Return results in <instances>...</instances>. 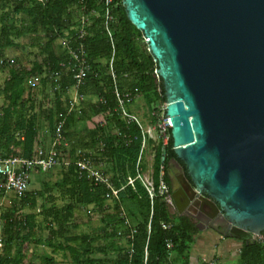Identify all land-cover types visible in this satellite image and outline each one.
I'll use <instances>...</instances> for the list:
<instances>
[{
	"label": "trees",
	"instance_id": "1",
	"mask_svg": "<svg viewBox=\"0 0 264 264\" xmlns=\"http://www.w3.org/2000/svg\"><path fill=\"white\" fill-rule=\"evenodd\" d=\"M79 3L80 0H0V58L4 49L19 48L17 41L22 37L30 38V46L37 49L38 58L30 65L17 59H0V66L8 70L0 88L4 101L0 107L1 157L30 158L39 147L44 152L48 150L59 115L66 113L68 100L64 99L65 94L74 84L66 69L71 48L80 42L77 31L84 15L89 22L83 38L88 70L77 92L79 90L78 94L82 95L90 91L95 98L94 102H80L77 110L66 116L63 127L66 142L61 152L68 155V162L61 165L59 180L43 185V190L36 194L15 195L11 204L0 206V264H36L34 259L39 263L54 264L52 257L36 258L34 255L31 244L36 242L33 240L35 216L22 214L25 208L34 209L37 198L50 190L59 192L67 202L60 208L51 206L41 211L44 221L50 225L47 245L53 250V241H58L56 248L67 252L72 264H192V248L202 237L195 223L190 218L171 213L164 197H154L150 209L147 193L135 177L141 130L134 122L126 123L120 119L115 111L108 70L111 47L103 28L101 0ZM111 14L110 29L115 48L112 67L117 87L121 93L132 95L129 106L136 97H141L153 122L152 112L165 102L162 82L155 74L156 62L147 51L142 33L127 19L122 0H113ZM61 39L66 40L64 46L57 43ZM55 72L60 73L56 82L52 78ZM33 77L52 92L53 104L44 110L40 109L41 103L34 110L36 88L35 85L27 86ZM96 116H101L103 123L85 127V123ZM41 119L47 124L48 136L41 134ZM81 126L83 128L79 130ZM168 135L165 146L157 139L152 147L155 189L160 179L168 185L161 175L164 168L162 151L175 156L170 131ZM148 141L152 145V140ZM77 149L91 152L95 166L111 176L116 188L122 187L116 200L107 203L102 186H95L86 176H78L73 165ZM40 174L44 172L36 170V175ZM3 194L0 191V197ZM79 207H90L100 215L102 226L94 233L69 232L70 228H76L74 213ZM125 219L128 227L124 225ZM214 244L217 246L218 242L214 241ZM236 261V264H264V240L242 242ZM193 264L213 262L198 260Z\"/></svg>",
	"mask_w": 264,
	"mask_h": 264
},
{
	"label": "water",
	"instance_id": "2",
	"mask_svg": "<svg viewBox=\"0 0 264 264\" xmlns=\"http://www.w3.org/2000/svg\"><path fill=\"white\" fill-rule=\"evenodd\" d=\"M122 5L156 62L174 155L228 237L253 243L264 232V0Z\"/></svg>",
	"mask_w": 264,
	"mask_h": 264
},
{
	"label": "built area",
	"instance_id": "3",
	"mask_svg": "<svg viewBox=\"0 0 264 264\" xmlns=\"http://www.w3.org/2000/svg\"><path fill=\"white\" fill-rule=\"evenodd\" d=\"M84 0H80L82 4ZM102 4V19L103 28L105 35L110 43L111 56L108 61L109 76L112 84V94L115 99V111L119 118L124 120L126 123L134 122L141 130V143L139 155L135 163V177L138 179L149 198L150 209L152 208V200L154 197H164V199L169 202L166 185L159 181L157 188L155 189L153 178H152V164L153 156L150 164V175H145L142 173V156L146 148L147 141L153 140L150 137V131L156 133L157 139H160L162 145L167 144L169 135L168 131L170 129L169 119L165 114L166 102L161 105L156 106L155 110L152 112L153 122H151V128L143 130L139 124L137 118L129 111V102L133 99L132 95L129 93H121L116 84V74L112 67V61L114 56V44L112 41V33L110 29V23L112 21L111 11L113 9V0H101ZM80 27L77 31V39L80 40L76 44L74 49L70 51L69 67L67 70L71 73L73 80V87L78 89L83 85L84 80L87 75V61L85 57V50L82 44V40L85 35V28L88 26V19L83 16L80 19ZM1 62V61H0ZM63 67V65H61ZM60 77L59 72H55L52 75L53 81H58ZM32 81V82H31ZM38 78L33 77L27 82V86H34ZM76 103H68L66 108V113L59 115V120L55 124L54 135L50 142L49 148L44 152L40 147L35 150L34 156L30 158H24L19 156L11 157H1L0 156V191L4 194L20 195L27 192L29 185L30 175L35 171L46 172L56 167H59L68 162V155L62 154L61 147L65 143V138L63 135V127L65 123L66 116L73 110H77ZM102 149V145L101 148ZM91 152L87 150L77 149L73 156V165L75 166L78 176H86L95 186H102L104 188V198L107 203L117 199L119 191L121 188H116L112 181L111 176L103 173L100 168L96 167L91 160ZM65 157V158H64ZM162 175V173H161ZM124 215V214H123ZM124 218V217H123ZM125 226H129L128 221L125 219ZM164 229L167 228L166 225L162 226ZM133 233L134 230H131ZM167 247H170L168 245Z\"/></svg>",
	"mask_w": 264,
	"mask_h": 264
},
{
	"label": "rangeland",
	"instance_id": "4",
	"mask_svg": "<svg viewBox=\"0 0 264 264\" xmlns=\"http://www.w3.org/2000/svg\"><path fill=\"white\" fill-rule=\"evenodd\" d=\"M17 43H19V48H6L2 51V58L5 61L17 59L20 63L24 65H30L33 60L38 59L37 58V49L32 48L30 46L31 40L29 37H22L20 38ZM57 43L61 46H64L66 44V40L61 39L58 40ZM28 48V49H27ZM9 50V51H7ZM13 50V51H12ZM25 52H24V51ZM20 51V52H19ZM32 52V54H31ZM34 55V56H33ZM8 56V57H7ZM16 57V58H15ZM34 57V58H33ZM19 58V59H18ZM7 68H3L0 66V88L2 87V84L4 80L7 77ZM39 81V80H38ZM38 81L35 82V88H36V100L34 104V110H37L38 103H41L40 109L44 110L48 106H51L53 103V95L50 91V88L48 86L43 87L41 83ZM32 82V81H31ZM68 99H76L77 103L76 105H79L80 102H87L91 101L94 102L95 98L90 93V91H87L85 94L79 95L77 92V89H70V91L67 93ZM78 97V100H77ZM81 97V101H80ZM3 98L0 96V105L3 104ZM1 107V106H0ZM129 111L137 118L139 121V124L143 130H146L148 128H151V121L146 109V106L143 102V99L141 97H136L132 104L129 106ZM96 123H103V118L101 116H96L91 119V121H88L85 123V127H92V125H95ZM83 126L79 128L81 130ZM40 130L41 133L48 136V129L47 124L41 119L40 120ZM150 137H152V145L149 144V141L147 142L146 148L143 152L142 156V173L145 175H150V164L151 159L153 156V149L154 145L157 142V135L152 130L150 131ZM48 141V139H47ZM66 142V140H65ZM67 144V143H66ZM69 144V143H68ZM67 147V146H66ZM60 167H56L54 169H51L49 171H46L45 174H31L29 178V185L27 188L28 192H36V191H42L43 186L41 187V184L43 185H51L54 182L58 181L60 178ZM45 180V181H44ZM53 192V193H52ZM58 194V195H57ZM11 195V196H10ZM6 193L5 195L0 197V206H8L11 201L15 197L13 194ZM60 196V197H59ZM52 197V200H49V198ZM56 198V199H55ZM3 200V201H2ZM9 200V201H8ZM40 200V201H39ZM47 200V201H46ZM42 202V204H41ZM67 202V199L63 198L59 192L56 190H50L47 194V192H43V196L37 198V207L29 210L28 208L24 209L22 211V214L25 213H32L35 216V224L36 227L33 230V237L36 242L31 244V249L34 253V255L37 257L40 256H49L54 259V264H72L70 261V258L67 254V252L61 251L58 248H56V245L58 241H53L54 244V251L47 245V238L49 236L50 232V225L48 221H44V217L42 215V210L45 208H49L51 206H55L56 208H60L62 205H64ZM7 203V204H6ZM40 203V204H39ZM47 203V204H46ZM41 205H43L41 207ZM47 205V206H46ZM42 208V209H41ZM171 208V207H170ZM169 208L170 212L172 213L171 209ZM37 209V210H35ZM173 210V209H172ZM36 211V212H34ZM174 211V210H173ZM37 213V214H36ZM73 224L76 226L75 229L70 228L69 232L73 234H81V233H94L97 231L102 225L100 223V215L98 213H95L90 207H79L76 209L74 213V221ZM210 236V235H209ZM205 237V236H204ZM211 239L215 240L213 236ZM211 239H208V244H203L205 249L212 250V242ZM228 245V244H227ZM201 251V250H200ZM206 262H213V264H236V259H204ZM35 263L37 264H45V263H39L38 259H34ZM194 262V260H192Z\"/></svg>",
	"mask_w": 264,
	"mask_h": 264
},
{
	"label": "flooded vegetation",
	"instance_id": "5",
	"mask_svg": "<svg viewBox=\"0 0 264 264\" xmlns=\"http://www.w3.org/2000/svg\"><path fill=\"white\" fill-rule=\"evenodd\" d=\"M163 161L164 168L162 176L167 180L166 186L169 200V207H171L172 213L187 217L193 220L197 230L202 234L203 239L215 238L221 248L231 243H245L247 240H241L228 237L229 230L225 226L222 219L221 209L217 206L216 213L202 200L201 196H205L203 193L196 192V188L188 176L186 166L176 158L171 157L168 154H164ZM174 211H173V210ZM203 209V211H201ZM262 233L258 236H254L253 241H263L264 237ZM210 235V236H209ZM205 236V237H204ZM233 241V242H232ZM249 242V241H248Z\"/></svg>",
	"mask_w": 264,
	"mask_h": 264
},
{
	"label": "crops",
	"instance_id": "6",
	"mask_svg": "<svg viewBox=\"0 0 264 264\" xmlns=\"http://www.w3.org/2000/svg\"><path fill=\"white\" fill-rule=\"evenodd\" d=\"M72 87L71 89H73ZM70 91V89L66 92ZM81 98V97H80ZM64 99L68 100V103H77L76 99H68L67 96ZM82 99H80L81 101ZM208 241L201 238L196 241L192 248L191 252V259L195 260L194 262L201 260L205 261L204 259H237V252L239 251L240 243L233 242L232 245H226L225 247L221 248V245L224 243H219L217 246L214 244L212 246V250L205 249L203 244H206ZM208 244V243H207ZM201 250V251H200ZM193 264V262H192Z\"/></svg>",
	"mask_w": 264,
	"mask_h": 264
},
{
	"label": "bare ground",
	"instance_id": "7",
	"mask_svg": "<svg viewBox=\"0 0 264 264\" xmlns=\"http://www.w3.org/2000/svg\"><path fill=\"white\" fill-rule=\"evenodd\" d=\"M79 5H80V3H79ZM93 11V10H92ZM87 14V13H86ZM91 14V13H90ZM93 15V14H92ZM94 15H96V14H94ZM93 15V16H94ZM85 16V15H84ZM91 17V16H90ZM90 17H89V20H90ZM86 31V30H85ZM87 34V33H86ZM86 37V36H85ZM75 39H76V36H75ZM83 40H85V39H83ZM83 40L81 41L82 42V44H83ZM76 42H77V40H75ZM79 42V41H78ZM77 42V43H78ZM76 45V44H75ZM73 48V47H72ZM71 48V49H72ZM28 49V48H27ZM7 51H9V50H7ZM13 51V50H12ZM24 51V50H23ZM20 52V51H19ZM25 52V51H24ZM70 53V52H69ZM31 54H32V52H31ZM34 56V55H33ZM8 57V56H7ZM16 58V57H15ZM34 58V57H33ZM19 59V58H18ZM69 59V58H68ZM69 61V60H68ZM74 85V84H73ZM71 89V88H70ZM73 89H75V88H73ZM79 90H80V87H79ZM79 90H78V92H79ZM81 99V98H80ZM83 99V98H82ZM77 100H78V97H77ZM1 106V105H0ZM77 112V111H76ZM79 112V111H78ZM42 134V133H41ZM45 134V133H44ZM44 134H42L43 136H44ZM53 134V133H52ZM51 138H52V136H51ZM49 141H50V139H49ZM47 145V144H46ZM103 146V145H102ZM104 147V146H103ZM42 148V147H41ZM48 149V148H47ZM63 151V150H62ZM102 151H103V149H102ZM102 151H100V152H102ZM64 154V153H63ZM3 155V154H2ZM2 155H0V156H2ZM66 155V154H65ZM8 156V155H7ZM14 156V155H13ZM29 158V157H28ZM92 158V157H91ZM93 162H94V160H93ZM97 164H98V162H97ZM101 164V163H100ZM40 173V172H39ZM47 173V172H46ZM33 174V173H32ZM35 174H36V170H35ZM37 174H38V172H37ZM45 174V173H44ZM60 174V173H59ZM61 177V176H60ZM81 177V176H80ZM45 181V180H44ZM30 182V181H29ZM93 184V183H92ZM43 186V184H41V187ZM43 188V187H42ZM55 191V190H54ZM28 192V191H27ZM32 192V191H31ZM30 192V193H31ZM35 192V191H34ZM36 192H40V191H36ZM36 192H35V194H36ZM49 192V191H48ZM48 192H47V194H48ZM53 193V192H52ZM5 195V194H4ZM10 195V194H9ZM58 195V194H57ZM11 196V195H10ZM19 196V195H18ZM40 196V195H39ZM60 197V196H59ZM56 199V198H55ZM3 201V200H2ZM9 201V200H8ZM40 201V200H39ZM47 201V200H46ZM10 203V202H9ZM7 204V203H6ZM11 204V203H10ZM40 204V203H39ZM41 204H42V202H41ZM47 204V203H46ZM11 206V205H10ZM43 205H41V207H42ZM47 206V205H46ZM28 207V206H27ZM37 207V206H36ZM35 207V208H36ZM43 208V207H42ZM41 208V209H42ZM27 209V208H26ZM92 209V208H91ZM35 210H37V209H35ZM34 212H36V211H34ZM37 214V213H36Z\"/></svg>",
	"mask_w": 264,
	"mask_h": 264
}]
</instances>
